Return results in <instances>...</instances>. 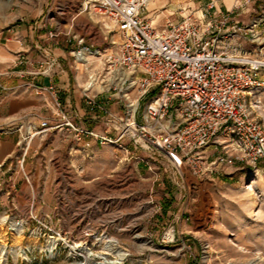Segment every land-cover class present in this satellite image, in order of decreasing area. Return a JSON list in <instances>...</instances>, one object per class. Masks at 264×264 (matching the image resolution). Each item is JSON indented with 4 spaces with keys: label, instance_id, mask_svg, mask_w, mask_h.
Instances as JSON below:
<instances>
[{
    "label": "rangeland",
    "instance_id": "rangeland-1",
    "mask_svg": "<svg viewBox=\"0 0 264 264\" xmlns=\"http://www.w3.org/2000/svg\"><path fill=\"white\" fill-rule=\"evenodd\" d=\"M82 1L68 14L66 0H58L48 15L50 0H0V22L29 23L38 36L46 19L54 17L50 28L59 32V44L77 49L66 36L77 34L93 48L110 50L119 33L107 35L102 20ZM162 1L151 0L143 13L160 29L191 10L195 14L209 0ZM244 6L251 8L250 21L262 18V33L264 0H245ZM92 58L100 65V58ZM65 60L70 82L82 96L87 71L71 50ZM260 116L264 121V110ZM7 146L0 145V264H264V166L237 162L202 177L185 166L179 188L162 158H150L142 148L136 150L135 171L123 159L126 154L104 164L97 155L76 153L58 167L46 166L43 154L41 172L35 173L24 169L29 152L18 163L17 142L13 151ZM209 153L216 155L211 148ZM54 239L51 255L46 245ZM106 244L125 256L108 253Z\"/></svg>",
    "mask_w": 264,
    "mask_h": 264
},
{
    "label": "built area",
    "instance_id": "built-area-1",
    "mask_svg": "<svg viewBox=\"0 0 264 264\" xmlns=\"http://www.w3.org/2000/svg\"><path fill=\"white\" fill-rule=\"evenodd\" d=\"M150 1H82L85 10L102 20L107 35L116 31L120 36L111 38V49L103 51L87 45L84 36L66 34L68 42L79 46L71 53L87 71L82 97L87 119L96 123L77 121L60 101L54 104L52 121L0 123V138L19 133L18 163L24 162L34 137L66 129L87 145L96 139L101 145L118 146L127 156L137 148L147 150L150 158L160 156L179 188L185 182V166L198 177L237 162L264 166V78L258 75L264 71L262 18L243 25L207 5L160 29L143 17ZM50 35L55 40L60 36L56 30ZM234 38L252 41L254 51L232 44ZM94 56L100 65L95 66ZM59 64L53 58L41 73L50 74ZM20 89L0 82V95ZM114 102L122 111L112 107Z\"/></svg>",
    "mask_w": 264,
    "mask_h": 264
},
{
    "label": "crops",
    "instance_id": "crops-1",
    "mask_svg": "<svg viewBox=\"0 0 264 264\" xmlns=\"http://www.w3.org/2000/svg\"><path fill=\"white\" fill-rule=\"evenodd\" d=\"M66 2L68 14H75L81 4V0H66ZM162 2L166 3L167 0ZM57 3L58 0L48 2V15L54 13L53 9ZM237 3L238 5L235 6ZM244 3L245 0H209L205 1L203 6L213 5L218 11L230 14L235 21L247 24L250 21L248 15L251 14L248 11L251 8H246ZM53 20H55L54 17L46 19L45 23L41 25L42 32L38 36L36 35L37 28L29 23L11 24L9 20L0 22V82L10 86L21 85L17 94L0 95V123H7L11 120L21 122L31 120L36 124H40L45 119L52 121L56 118L53 108L57 101H60L67 114L76 118L77 121L89 126L96 123L87 119V108L81 92L70 82L69 69H66L70 61L65 59L72 46L61 45L59 38L55 40L50 35L53 31L50 28L53 25ZM262 33L264 34V28ZM234 40L235 38L232 41ZM241 41L243 50L254 51L252 44L248 43L246 39ZM52 56L59 59L61 63L54 67L50 74H42L41 69L46 66L45 63L50 61ZM258 75L260 78H264V71L259 72ZM112 107L117 111L121 109L117 102H114ZM96 126L98 130H102L100 125ZM17 139L18 134L16 133L4 134L0 145L3 147L8 145V149H6L13 151ZM211 150L216 152L215 147H211ZM28 152L27 164L24 169L35 173L37 170L41 172L39 163L43 154H46V166L55 165L57 167L63 161L72 160L76 153H81L84 156L97 155L104 164L111 162V159L116 161L125 154L118 146L101 145L96 139L90 140L87 145L85 140L78 141L66 129L45 130L33 140ZM125 156L123 159L129 163L131 170L133 167L135 171V167L139 163L136 151L132 155ZM162 160L165 164L164 159ZM118 168L119 166L114 167L113 170ZM162 173L164 172L162 171ZM156 175L159 178L160 173L158 172Z\"/></svg>",
    "mask_w": 264,
    "mask_h": 264
},
{
    "label": "bare ground",
    "instance_id": "bare-ground-1",
    "mask_svg": "<svg viewBox=\"0 0 264 264\" xmlns=\"http://www.w3.org/2000/svg\"><path fill=\"white\" fill-rule=\"evenodd\" d=\"M150 4V2L148 3V5ZM81 56H83V57H86L87 56V53L86 52H82L81 53ZM3 220H5V218L3 219ZM16 230H17V232H19V233H22L23 232V230L21 229V227H19V226H17L16 225ZM169 234L171 235V232H169ZM137 236H141V234H139V235H137ZM172 236V235H171ZM106 249H107V251H108V253L109 252H113V253H115L119 258H123L124 256H125V253H123V252H121V250H112L113 248H111L110 247V244H106V247H105ZM46 249L50 252V254L51 255H55V249H56V240L54 239V240H50L49 242H48V244L46 245Z\"/></svg>",
    "mask_w": 264,
    "mask_h": 264
}]
</instances>
